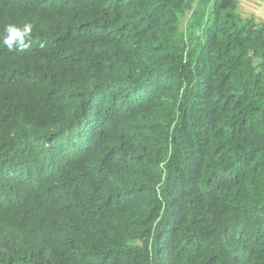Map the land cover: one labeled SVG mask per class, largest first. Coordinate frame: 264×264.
Instances as JSON below:
<instances>
[{"label": "trees", "instance_id": "1", "mask_svg": "<svg viewBox=\"0 0 264 264\" xmlns=\"http://www.w3.org/2000/svg\"><path fill=\"white\" fill-rule=\"evenodd\" d=\"M0 264H264V25L234 0H0Z\"/></svg>", "mask_w": 264, "mask_h": 264}, {"label": "clouds", "instance_id": "2", "mask_svg": "<svg viewBox=\"0 0 264 264\" xmlns=\"http://www.w3.org/2000/svg\"><path fill=\"white\" fill-rule=\"evenodd\" d=\"M33 29L34 25L31 22L7 23L3 31H0V48L9 52L24 50L32 39Z\"/></svg>", "mask_w": 264, "mask_h": 264}, {"label": "crops", "instance_id": "3", "mask_svg": "<svg viewBox=\"0 0 264 264\" xmlns=\"http://www.w3.org/2000/svg\"><path fill=\"white\" fill-rule=\"evenodd\" d=\"M235 10L240 17L257 26L264 25V0H234Z\"/></svg>", "mask_w": 264, "mask_h": 264}]
</instances>
